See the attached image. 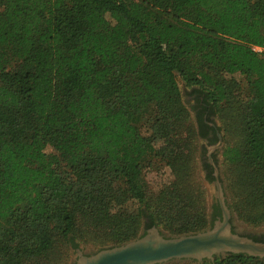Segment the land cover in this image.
<instances>
[{
	"label": "trees",
	"instance_id": "trees-1",
	"mask_svg": "<svg viewBox=\"0 0 264 264\" xmlns=\"http://www.w3.org/2000/svg\"><path fill=\"white\" fill-rule=\"evenodd\" d=\"M206 67L248 79L245 142L225 155L243 163L251 221L262 222L264 0H0V264H45L59 240L76 246L83 220L116 245L143 226H211L201 207L183 212L193 205L171 186L150 201L141 185L156 160L175 168L185 151L176 72L197 107L214 112L226 98Z\"/></svg>",
	"mask_w": 264,
	"mask_h": 264
},
{
	"label": "rangeland",
	"instance_id": "rangeland-1",
	"mask_svg": "<svg viewBox=\"0 0 264 264\" xmlns=\"http://www.w3.org/2000/svg\"><path fill=\"white\" fill-rule=\"evenodd\" d=\"M206 72L211 74L213 83L222 82L227 96L220 102L219 108L214 112H208L207 120L214 122L220 132L221 141L218 149L214 152L215 161L219 169V179L222 182L227 205L231 210V219L237 231L250 233H263L264 221L255 223L254 210L245 196L244 182L238 177L243 176L245 167L240 161H235L225 155L227 148L242 150L245 142L244 110L250 97L248 79L241 72L214 73L206 67ZM176 80L181 92L182 103L187 107L177 123V130L186 141L183 156L178 160L177 167L172 168L165 160H156L153 165L144 170V179L141 183L150 201H157L160 191L171 186L175 193L185 196L193 206H187L185 212L192 216L197 211L203 212L208 221H212L213 204L217 202V187L215 179L207 176L203 166L206 146L204 140L198 134V117L196 94L193 86H190L180 72H176ZM141 130L146 132V127L141 123ZM211 147V146H210ZM46 151L53 152L51 146ZM195 207H201L195 209ZM195 210V211H194ZM201 212V213H202ZM146 221V220H145ZM87 220L80 221L79 231L76 236V246L59 240L55 250L49 255L45 264H74L78 250L90 254L101 248L114 246V238L106 233L96 235L86 229ZM167 236L180 235L156 225ZM210 225H208L209 227ZM207 227V228H208ZM145 227L140 228L143 234ZM185 234V233H182ZM224 257L226 253L216 254ZM215 255V256H216ZM214 256V258H215ZM204 259L199 261L191 258L169 260L158 264H203Z\"/></svg>",
	"mask_w": 264,
	"mask_h": 264
},
{
	"label": "water",
	"instance_id": "water-1",
	"mask_svg": "<svg viewBox=\"0 0 264 264\" xmlns=\"http://www.w3.org/2000/svg\"><path fill=\"white\" fill-rule=\"evenodd\" d=\"M216 197L222 216L208 228L175 236H167L156 225L141 236L118 245L86 254L78 250L74 264H158L174 259H214L216 254L246 253L264 257V241L242 235L232 228L231 210L226 202L219 169L216 168Z\"/></svg>",
	"mask_w": 264,
	"mask_h": 264
},
{
	"label": "flooded vegetation",
	"instance_id": "flooded-vegetation-1",
	"mask_svg": "<svg viewBox=\"0 0 264 264\" xmlns=\"http://www.w3.org/2000/svg\"><path fill=\"white\" fill-rule=\"evenodd\" d=\"M197 109H198V112H199V109L204 111L203 117L206 122V126L203 127V130L201 129V134L199 135L200 138L204 140V143L206 146V153H205V159H204L205 163L203 164V166L205 168L207 176H209L210 178L212 177L216 179L214 172H215V169L218 167L215 161L214 152L218 149L219 142L221 141L219 128L214 122L207 120L208 109L206 110V109H203L202 107H197ZM221 216H222V209H221L219 200H217V202L213 204L212 218H214V221H215L217 218H221ZM231 222H232V228L234 231L239 232L242 235L249 236L258 241H264V232L258 234V233L237 231L232 219H231Z\"/></svg>",
	"mask_w": 264,
	"mask_h": 264
},
{
	"label": "built area",
	"instance_id": "built-area-1",
	"mask_svg": "<svg viewBox=\"0 0 264 264\" xmlns=\"http://www.w3.org/2000/svg\"><path fill=\"white\" fill-rule=\"evenodd\" d=\"M254 49L259 51V52H262L263 51V48L260 47V46H254Z\"/></svg>",
	"mask_w": 264,
	"mask_h": 264
}]
</instances>
